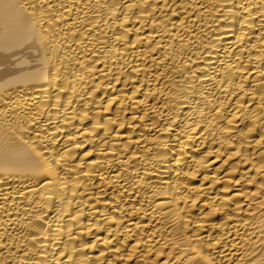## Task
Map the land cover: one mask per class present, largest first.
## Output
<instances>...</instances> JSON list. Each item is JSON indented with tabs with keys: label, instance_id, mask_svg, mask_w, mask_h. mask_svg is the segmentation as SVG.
<instances>
[{
	"label": "bare ground",
	"instance_id": "bare-ground-1",
	"mask_svg": "<svg viewBox=\"0 0 264 264\" xmlns=\"http://www.w3.org/2000/svg\"><path fill=\"white\" fill-rule=\"evenodd\" d=\"M0 264H264V0H0Z\"/></svg>",
	"mask_w": 264,
	"mask_h": 264
}]
</instances>
